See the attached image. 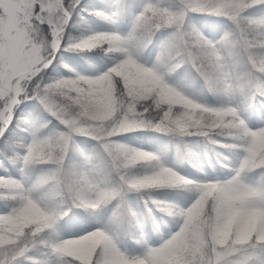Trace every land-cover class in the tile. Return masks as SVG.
Instances as JSON below:
<instances>
[{
	"label": "snow or ice",
	"instance_id": "snow-or-ice-1",
	"mask_svg": "<svg viewBox=\"0 0 264 264\" xmlns=\"http://www.w3.org/2000/svg\"><path fill=\"white\" fill-rule=\"evenodd\" d=\"M0 264H264V0H0Z\"/></svg>",
	"mask_w": 264,
	"mask_h": 264
}]
</instances>
